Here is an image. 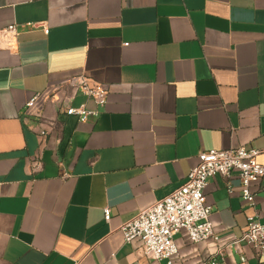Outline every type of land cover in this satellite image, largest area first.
<instances>
[{
	"label": "crops",
	"instance_id": "0c3cea01",
	"mask_svg": "<svg viewBox=\"0 0 264 264\" xmlns=\"http://www.w3.org/2000/svg\"><path fill=\"white\" fill-rule=\"evenodd\" d=\"M11 24L17 38L0 35V264H171L126 242L122 225L183 185L201 151L255 147L264 164V0H0V30ZM82 74L108 89L87 121L61 110L97 108L68 85ZM233 184L216 174L205 190L219 240L181 229L172 264L220 248V263L264 264V250L234 243L248 216L264 222V178L254 206Z\"/></svg>",
	"mask_w": 264,
	"mask_h": 264
},
{
	"label": "built area",
	"instance_id": "2783aa9c",
	"mask_svg": "<svg viewBox=\"0 0 264 264\" xmlns=\"http://www.w3.org/2000/svg\"><path fill=\"white\" fill-rule=\"evenodd\" d=\"M33 27L44 28L49 33L50 28L45 23H30ZM4 38L18 36L16 24H11L0 30ZM68 85L75 95L82 94L87 101H93L97 108L89 107L87 102L78 106L69 105L61 109L67 115L76 116L80 121H87L91 116L98 115L107 103L108 89L99 82L93 81L85 74L72 77ZM39 94L33 96L27 106L33 107ZM48 122L44 119L43 123ZM42 123V124H43ZM38 134L45 138L48 134L46 127H42ZM261 150L255 147L239 146L230 149H209L201 151L197 162L187 175L183 185L172 191L166 197L156 201L149 207L142 209L132 219L125 222L121 229L126 242L141 239L146 255L154 259H167L173 263V257L179 253L176 234L185 229L192 242L219 240L211 221L212 206L207 202L206 187L209 179L220 174L224 177L228 191L234 189V176L240 180L242 199L251 206L256 204L257 193L253 191V183L264 178V164L257 159ZM105 219H111L110 207L105 208ZM244 242L256 251L264 250V222L254 215L247 218V226L242 235L234 243ZM224 255L223 248L218 249L215 255L201 264L220 263ZM246 260L245 257L242 258Z\"/></svg>",
	"mask_w": 264,
	"mask_h": 264
}]
</instances>
